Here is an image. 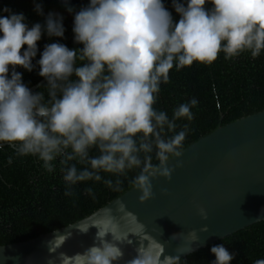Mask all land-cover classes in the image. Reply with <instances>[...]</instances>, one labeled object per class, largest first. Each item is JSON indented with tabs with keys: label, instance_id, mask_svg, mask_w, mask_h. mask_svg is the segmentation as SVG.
I'll return each instance as SVG.
<instances>
[{
	"label": "clouds",
	"instance_id": "9594fccd",
	"mask_svg": "<svg viewBox=\"0 0 264 264\" xmlns=\"http://www.w3.org/2000/svg\"><path fill=\"white\" fill-rule=\"evenodd\" d=\"M61 2L73 12L67 0ZM172 8L179 17L175 22L162 0H88L73 15V43L82 47L46 44L36 61L46 86L35 93L15 69L32 71L42 31L63 38V17L49 12L43 25L29 28L23 13L0 10L7 13L0 15V147L8 144L18 157H36L48 173L58 165L65 196H74V186L85 181L102 182L118 192L120 178L138 169L130 181L139 192L138 202L151 199L150 178L170 179L173 169L167 162L180 156L198 105L191 97L173 108L171 118L153 107L169 71L194 62L211 65L221 53L225 59L245 52L256 58L264 51V0H172ZM34 11L42 14V6L36 4ZM180 120L187 123L175 131ZM84 192L96 198L91 187ZM114 209L118 216L106 207L98 217L94 214L97 218L66 227L80 234L96 228L93 245L82 252H57L72 231L57 234L48 242L49 252L56 255L47 264H118L122 246L132 244L129 235L140 243L124 264H181L180 255L192 250L177 248L176 255H165L164 245L146 233L123 203L115 201ZM197 214L207 219L203 208ZM207 231V225L199 229ZM108 235L111 239H105ZM186 239L196 242L197 230H190ZM209 252L211 264H230L234 257L224 244ZM253 264H264V258Z\"/></svg>",
	"mask_w": 264,
	"mask_h": 264
},
{
	"label": "trees",
	"instance_id": "16d2710c",
	"mask_svg": "<svg viewBox=\"0 0 264 264\" xmlns=\"http://www.w3.org/2000/svg\"><path fill=\"white\" fill-rule=\"evenodd\" d=\"M162 2L172 14L173 21L178 20L172 0ZM87 3L88 0H67V5L73 9L69 13L61 0H0V10L7 7L12 13H23L29 28L35 23L43 25L49 12L63 17V38L48 37L42 31L37 41V54L31 61L32 71L20 67L15 69L21 73L22 82L29 89L44 80L38 75L36 61L46 44L58 42L69 49L82 47L73 43V15ZM36 4L42 6V14L34 11ZM205 7L210 8L211 5ZM0 15L7 13L0 11ZM213 85L215 92L212 91ZM45 86L46 82L35 92ZM191 97L197 99L198 105L192 109L194 119L189 124L190 132L181 150L207 136L218 126L264 110V51L256 58L245 52L238 57L225 59L221 53L211 65L194 62L179 71L173 67L169 71L168 83L160 85L153 107L167 112L171 118L173 108ZM184 123L187 121H177L175 131H179ZM90 154H95V151ZM9 156L12 157L10 164L6 162ZM153 163H157L154 153ZM77 167L83 166L77 164ZM138 171L130 170L120 178L121 190L118 192L110 190L102 182L85 181L75 185L74 196L68 197L63 194L64 182L58 165L48 173L36 157H18L12 147L4 144L0 148V246L26 242L88 217L134 187L130 181ZM101 175L115 179L108 174ZM87 187L92 188L96 197L94 200L84 192ZM217 244H224L234 254L230 264H253L256 259L264 258V221L188 255L181 259V264H211L214 256L209 249Z\"/></svg>",
	"mask_w": 264,
	"mask_h": 264
},
{
	"label": "water",
	"instance_id": "95a60500",
	"mask_svg": "<svg viewBox=\"0 0 264 264\" xmlns=\"http://www.w3.org/2000/svg\"><path fill=\"white\" fill-rule=\"evenodd\" d=\"M45 82L42 80L30 91L35 92ZM181 151L179 157L167 162L173 169L169 180L159 176L150 178L151 199L139 203V192L132 187L74 224L92 218L97 212L98 217L106 207L118 216L114 207L115 201H119L144 225L148 235L164 245L165 255H176L177 248H191L180 255L183 259L264 221V110L218 126ZM161 190L166 194L161 195ZM197 208L205 210L206 220H201ZM203 225H207L208 231L201 233L199 229ZM66 227L26 242L0 246V264H47L56 255L49 252L48 242L65 231H72V236L57 252L71 256L93 245L96 228L90 227L86 234H80ZM121 227L124 230L123 224ZM190 230H197L198 235L192 244L186 239ZM173 235L175 239H171ZM105 239H111L110 235ZM129 239L132 244L122 246L124 255L118 264L132 258L139 246L137 237L129 235ZM143 243L147 245V241Z\"/></svg>",
	"mask_w": 264,
	"mask_h": 264
}]
</instances>
